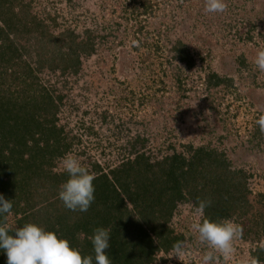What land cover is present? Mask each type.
Instances as JSON below:
<instances>
[{"label": "rangeland", "instance_id": "obj_1", "mask_svg": "<svg viewBox=\"0 0 264 264\" xmlns=\"http://www.w3.org/2000/svg\"><path fill=\"white\" fill-rule=\"evenodd\" d=\"M25 4L48 34L50 52L54 37L92 45L89 54L81 52L79 65L70 63L76 74L38 75L57 99V124L71 146L67 153L94 176L93 165L109 171L138 154L159 162L174 153L187 156L190 147L223 153L230 168L245 175L250 208L246 216L229 219L240 232L232 256L215 253V264H253V252L264 248V134L256 123L264 115V72L254 64L264 48V0H226L222 14L206 13L205 0ZM22 43L29 51L23 60L37 67L33 42ZM181 50L192 65L181 61ZM61 63L55 62L66 65ZM213 76L221 85L211 83ZM62 157L52 173H64ZM38 186L39 194L49 190L43 180ZM203 218L191 202L178 203L170 227L184 236L185 255L180 260L175 253L160 254L153 264H202L210 249L193 225ZM7 220L9 228H18L14 214Z\"/></svg>", "mask_w": 264, "mask_h": 264}, {"label": "trees", "instance_id": "obj_2", "mask_svg": "<svg viewBox=\"0 0 264 264\" xmlns=\"http://www.w3.org/2000/svg\"><path fill=\"white\" fill-rule=\"evenodd\" d=\"M27 5L25 0H0V194L13 203L6 218L14 214L18 228L36 223L56 231L82 254L93 256L88 237L95 228L105 227L110 229L106 251L112 264H153L158 255L174 253L175 242L185 240L170 227L178 203L198 207V199H210L203 219L246 216L250 203L245 175L232 170L223 153L204 147H190L189 157L174 153L159 162L138 154L109 171L93 165L94 202L87 212L66 209L58 191L68 176L51 171L71 146L64 143V131L57 124V99L39 83L38 75L45 70L76 74L78 67L70 63L79 65L81 52L89 54L92 45L76 37L68 43L54 37L50 52L48 34ZM22 41L29 46L33 42L40 58L37 67L23 60L29 51ZM179 53L181 61L192 65L188 53ZM212 79L214 86L221 85L217 76ZM42 180L49 190L39 194ZM252 257L255 264H264V248H257ZM6 260L0 251V264Z\"/></svg>", "mask_w": 264, "mask_h": 264}, {"label": "clouds", "instance_id": "obj_3", "mask_svg": "<svg viewBox=\"0 0 264 264\" xmlns=\"http://www.w3.org/2000/svg\"><path fill=\"white\" fill-rule=\"evenodd\" d=\"M226 0H205L204 11L222 14L226 11ZM254 64L264 72V48L258 49ZM264 134V115L256 121ZM60 167L68 179L60 185L58 198L70 211L87 212L95 200V176L80 159L71 153L60 158ZM210 199H198L197 211L203 213L210 207ZM13 203L0 194V251L6 254V264H112L107 249L110 248V229L97 227L88 239L93 247V255H84L67 238L56 231L46 230L36 223H25L22 227L11 229L7 225V214ZM199 240L207 244L210 251L203 256L202 264H215V253L225 260L233 254V240L240 232L238 225L231 220H211L205 218L193 225ZM186 242L173 244L174 256L180 260L185 255ZM255 264V262H253Z\"/></svg>", "mask_w": 264, "mask_h": 264}]
</instances>
